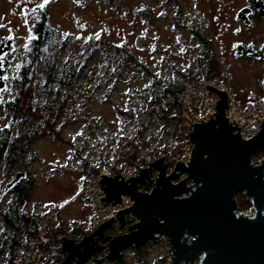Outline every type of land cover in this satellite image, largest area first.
Instances as JSON below:
<instances>
[{"label": "rangeland", "instance_id": "obj_1", "mask_svg": "<svg viewBox=\"0 0 264 264\" xmlns=\"http://www.w3.org/2000/svg\"><path fill=\"white\" fill-rule=\"evenodd\" d=\"M181 1L180 23L184 22L186 30L188 26L195 28L209 22L201 38L208 39L209 48L214 51L216 62L212 73H206L205 63L198 61L207 50L201 44V40L197 39L200 37H193L194 39L189 41L193 50L188 51L185 44L191 37L186 30L178 33L172 19L157 17V12L164 8L172 12L177 0L168 2L157 0L155 3L147 4L156 15L147 18V21L140 13L146 4L145 0H124L123 3L116 5L108 0H83V4H76L74 0H49L43 8L39 5L43 4L44 0H0V33L8 32L13 22L20 25L22 62L18 61L16 64L22 66L26 63L25 49L34 33L32 29L37 20L45 17L44 23L54 32L44 52L49 47L53 48L49 52L54 53L51 57L57 64L58 80L57 83H46L44 77L39 76L30 84L29 104L35 118V124H31V129L35 127L38 135L27 145L25 154L21 155L19 160L30 184L26 202L30 216L27 224L24 219L15 217L20 229L13 244L30 238L29 231H33L36 236V224L33 227L34 216L38 211L36 204H44L40 214L43 218L49 214V210H58L57 217H50L47 221L44 236L45 242H50L36 264H57L63 258L64 253L59 249L62 235L78 239L82 237V233L85 235L96 228L80 230L86 219L81 209L89 213V207L82 202L81 195L75 197L83 177L96 173L103 164L96 161L92 154L83 156L85 145H75L74 142V135L87 124L91 126L93 118L103 124L100 126L101 129L106 126L110 136L103 140L98 134L99 131L94 128L90 130L91 134L87 141L104 143L105 146H113L114 140L118 146H123L127 142L131 144L128 147L123 146L124 153L115 171L127 178L134 175L137 168L142 166L144 159L146 160V155L143 156L142 150L137 148L138 143L145 148V152L151 158L149 162L163 155L167 171L171 170L177 161L189 159L191 143L188 133L194 122L204 120L203 118L199 120L195 109L200 95H191L192 97L187 99L189 109H183L180 105V108L167 106L163 112H158L153 108L157 103L151 105L147 101L151 96L164 92L166 87L176 83L179 84L176 89L180 86L178 91H181L182 78L189 77L194 81L200 76L215 73L226 82L225 85L234 93L240 104L264 98V62L236 59L229 48L231 40L237 37L235 26L230 27L229 32L219 34L212 18L209 16L206 19V15L203 14V11L208 9V0ZM16 4L18 8L12 14L10 10ZM229 22L232 20L229 19ZM61 41H65L66 45L63 50H58ZM114 44L124 47L125 52L130 53V58L123 61L111 57L108 59L109 62H106L107 59L100 50ZM85 47H92L94 51L90 54L89 50L84 53ZM78 61L80 65L85 64L82 76L71 83L66 78L59 82L60 72L64 69L67 74ZM105 63L109 68L107 72H104ZM13 91L14 84L11 79L5 89L7 101H11ZM63 96L64 101L60 99ZM215 97L218 98L215 100ZM215 97L213 100L217 102L219 95ZM84 103L90 106L87 113L83 110ZM134 104L137 105L138 111L133 120L138 124L133 130L136 128L138 130L132 138H128L124 135V129L132 119L126 115ZM119 108L125 112H120ZM4 109V106L0 109V123L10 126V115ZM164 112L167 115L165 118ZM141 123L142 125L138 126ZM107 157V151L102 148L100 159L105 160ZM263 159L264 152H258L252 157L255 164ZM10 171L5 172V178L10 175ZM1 176L3 175L0 174V178ZM150 176L152 178L157 176V172H152ZM181 177L183 175L175 180ZM149 183L153 185L152 182ZM8 192L0 202V211H5L12 200L13 195H9ZM236 200L240 211L252 213L248 198L238 194ZM134 222L135 219L132 218L127 222L130 224L121 227L116 221L107 228V232L115 235L125 233ZM2 229L0 222V244L5 238ZM9 233L8 236L11 237L13 232L10 230ZM108 252V247L105 246L89 261L80 264H110V259L106 257ZM8 253V247L4 246L0 254V264H5L4 259ZM119 257L122 264H165L171 260L169 246L162 236L148 241L138 250L132 246L127 247Z\"/></svg>", "mask_w": 264, "mask_h": 264}, {"label": "water", "instance_id": "obj_2", "mask_svg": "<svg viewBox=\"0 0 264 264\" xmlns=\"http://www.w3.org/2000/svg\"><path fill=\"white\" fill-rule=\"evenodd\" d=\"M240 11L246 14V9ZM13 48L8 39H1L0 106L12 60L3 54ZM241 54L264 61V53L257 54L251 46L238 44L237 55ZM208 88L219 95L216 111L208 120L192 124L188 133L191 151L186 162L177 161L166 174L167 164L160 155L127 178L104 174L99 180L105 195L102 200L120 202L121 194H126L133 201L116 213L119 225H125V216L131 218L129 213L137 221L125 233L104 236L103 241L109 239L104 245L91 239L102 236L114 217L78 240L61 236L64 256L58 264H80L105 246L109 251L106 257L114 259L127 247L138 250L158 236L164 237L171 253V260L165 264H264V159L252 162L254 154L264 152V121L254 136L243 139L238 125L230 124L231 117L225 116V92ZM154 171L157 176L150 178ZM180 175L183 177L175 180ZM27 178L26 171H16L2 186L0 202L16 183ZM146 179L153 183L149 191L139 187ZM238 194L249 199L251 214L238 209ZM23 206L21 200L19 210Z\"/></svg>", "mask_w": 264, "mask_h": 264}, {"label": "built area", "instance_id": "obj_3", "mask_svg": "<svg viewBox=\"0 0 264 264\" xmlns=\"http://www.w3.org/2000/svg\"><path fill=\"white\" fill-rule=\"evenodd\" d=\"M181 83L183 87L181 91H175L173 93H167L164 96H161L157 104L152 103L155 104L153 105V108L159 112L165 110L164 108H166L167 106H171L174 103L178 102L183 109H189L187 99H189L191 95H200V98L196 102L197 106H195V109L199 115V120L200 118L208 120L212 115H214L216 110V102H214L213 97H215L217 93L208 88V86H212L216 90H223L225 92L226 100L228 103V106L225 109V116L231 117V119L228 120L230 124L236 123V125H238V127L240 128L239 134L243 139H249L250 137L254 136L260 129V125L264 121V98L240 104L235 99L234 93L227 87V85H225L226 82L222 81L220 77L215 73L209 76H200L194 81L191 80L189 77H184L181 79ZM216 98L218 97H215V100ZM93 119L92 121L89 120L92 123L91 126L90 124H87L81 129L79 133H76L74 135L75 145H85V148L83 149L82 153L84 154L83 156H91L92 154L96 158V161H99V163H103L101 164V169L98 170L96 173L88 174L83 177L81 184L75 194V197L81 195L82 202L89 207V213L86 216L84 223L80 227L81 231H87L91 228H95L100 223L111 217L115 218L114 222L118 221L116 213L120 209L129 206L133 202L130 197L126 194H121L120 202H106L105 200H102L105 195L101 188L99 180L104 174L119 173H115V171L116 168L119 167V161L124 153L123 146L128 147L131 144L127 142L123 146H118L117 141L114 140L113 146H105L104 143L87 141L88 137L91 134L89 133L90 130H93L94 128L99 131L98 134L102 136L101 139L104 140L110 136V133L106 126L104 125L103 129H101L100 126L103 124H101L100 121ZM131 119L132 120L126 124L124 129V135L128 138H132L138 130L137 128L133 130L135 125H137L138 123L136 120H133V118ZM141 125L142 123L138 126ZM235 130L238 131V128H235ZM137 146L138 149L142 150L143 156L144 154L146 155V160L144 159V162L142 163V166L146 167L148 166V162L151 158L148 157L144 147H142L139 143L137 144ZM102 148L107 151L108 157L105 160L100 159V153L102 151ZM82 158L84 157H80V159ZM140 167L137 168L134 174L138 172ZM170 171L171 170L167 171L166 169V174H168ZM151 176L150 178H152ZM143 181H146L148 183L152 182L150 179H146ZM149 184L151 188L153 185H151V183ZM150 188L148 190H142L149 191ZM36 205V209L38 210L36 211V215L34 216V225L36 224L35 231L37 232L36 236L35 238L14 244L10 260L7 264H30L31 262H37L40 258V244L45 243L46 241L44 231L47 226V221L50 217L56 218V212L58 210H49V214L45 218H43L40 214L42 213L41 211L44 209V204ZM129 215L131 216V218L129 216H125V224H130L127 222L130 221L132 218L135 219V222L137 221V219L132 214L129 213ZM74 239L78 240L79 238L77 239L76 237Z\"/></svg>", "mask_w": 264, "mask_h": 264}, {"label": "flooded vegetation", "instance_id": "obj_4", "mask_svg": "<svg viewBox=\"0 0 264 264\" xmlns=\"http://www.w3.org/2000/svg\"><path fill=\"white\" fill-rule=\"evenodd\" d=\"M76 4H83V0H74ZM146 4L142 7L141 11L148 10L150 14H152V17L156 16L154 15V12L152 11L151 7L147 4L150 2H156L157 0H145ZM163 1V0H162ZM168 2V0H166ZM207 3L209 4L208 9L203 11L204 16L209 18H212V22H214L215 27H217L216 30H219V34H225L226 32L230 31V27L235 26L234 30L237 32V37L232 39L230 42V50L233 52V56L236 59H240L242 61L250 62V61H256V62H264L263 60H258L255 57L248 56L247 54H241L237 55V45L242 44L243 46H251L252 49L257 53L261 54L264 53V0H208ZM157 4V3H156ZM181 0H177V3L175 5V8L172 9V12L164 10L157 12V17L159 18H170L173 20V22L176 25L175 30L178 33L183 32L186 30V27L183 26V23H180V9H181ZM261 7V8H260ZM18 8V4L15 5L13 9L10 10L12 14L16 12ZM163 8V5H162ZM246 9V14H242L240 10ZM140 11V12H141ZM243 15V16H242ZM247 15V16H246ZM241 16V18H240ZM244 17V19L242 18ZM150 18V17H149ZM147 21V18H144ZM229 19L232 20V22H229ZM247 21V22H246ZM209 22H207L208 24ZM207 24H201L198 27L192 28L191 26H188L187 30L185 32L190 35L191 39L186 40V46L188 47V51L193 50V47H190V42L195 37L197 38L196 32L199 33V37L201 38L203 33L206 32ZM19 28L20 25L18 22L11 23L10 29L6 33H0V41L2 38L5 40H9V47L13 46L14 48L11 51H6L3 54V57L6 58L7 56H11V64L8 68V76L6 78V87L3 90V100L2 105L0 106V109L3 108L4 104L7 103V100L5 98V89L7 88L8 83L11 79L18 78L20 76V70L21 65L19 63L16 64V62L21 61V43L19 40ZM198 28V30H196ZM233 30V29H231ZM194 37V38H193ZM10 38V39H9ZM197 38L201 40V44L205 47V49L209 48V40L203 39V38ZM153 41V40H152ZM156 41V39H155ZM205 41V42H204ZM26 50V49H25ZM208 50V49H207ZM206 50V51H207ZM205 52V51H204ZM202 53V55L204 54ZM25 58V59H24ZM24 62H27V58L24 55ZM202 58V57H201ZM22 62V61H21ZM3 63H5V60H3ZM15 126L11 130L10 127L6 125H1L0 123V174L1 176L0 180V191L2 186L10 181L12 177L14 176V173L20 169V145H19V139H18V124L19 119L16 118L15 120ZM13 131V132H12ZM11 169V171H10ZM10 175L5 178V172H9ZM18 182L15 184L13 188L9 190V195H13L16 199V212L19 217H24L25 219H28L30 216L27 209H26V202H27V193H23L22 196H20L19 190L17 191V188L19 184ZM21 200H24V206L22 209L19 210L18 206ZM11 222L13 224H16L15 217L11 218ZM94 230V229H93ZM108 229H106L102 236L95 235L91 242H98L107 244L108 240L103 241V237L106 235L112 234L107 232ZM92 231V230H91ZM90 231V232H91ZM80 239V238H79ZM92 258V257H91ZM91 258H89L86 261H89ZM120 257H115L114 259H110V264H120L119 263ZM85 262V261H83ZM81 262V263H83ZM70 264H77L76 261H72Z\"/></svg>", "mask_w": 264, "mask_h": 264}, {"label": "trees", "instance_id": "obj_5", "mask_svg": "<svg viewBox=\"0 0 264 264\" xmlns=\"http://www.w3.org/2000/svg\"><path fill=\"white\" fill-rule=\"evenodd\" d=\"M108 1L110 3H112L113 5H116L119 3H123L124 0H108ZM140 13L143 15V17L153 18L152 14H150V12L148 10H143ZM44 22H45V17L42 16L40 18V20H37L36 23L34 24V27L32 29L34 31V33L31 36V38L29 40V44L25 50V56L28 59L27 60L28 63L26 62L25 64H23L21 66L20 76L13 80L14 91H13V94L11 97V101H7V103L4 104L5 112H8V114L10 115V121H9L10 126L9 127L11 130L15 126L14 122H15L16 118L19 119L18 139H19V145H20V156L25 154V148L27 147V145L33 139H35L38 135V130H35V127H33V129H31V124H35L34 123L35 118L33 117L34 116L33 111L31 110L30 104H29L30 92H31L30 84H31L32 80L34 81V79H36V77H39V76H43L46 83L47 82L57 83V80H58L56 77V73L58 72L56 70L57 64L54 61V59L51 57L52 55H54V53L49 52L53 48L51 49L49 47L48 50L44 52V48L48 46L47 43L49 42V39L53 38L51 36L54 34V32H53V30H51L49 25H46ZM196 35L199 36L200 34L196 32ZM65 45H66L65 41H61V44L58 45V50H63L65 48ZM84 49H85L84 53H86L88 50H89V54L92 51H94L93 50L94 48H92V47H88V48L85 47ZM207 49L208 50L205 51L204 54L202 55V58H198V61L205 63L206 73H212L215 69V62H216L214 60V51L210 48H207ZM125 51H126V49L124 47H122L120 44L119 45L114 44L113 46H109V47L106 46L102 50H100V52L102 53L104 58L107 59L106 62H109L108 59L111 57L115 60L118 58L123 60V61L127 60L128 58H130V53L125 52ZM86 59H88V57ZM104 65H105L104 72H107L109 70V68L107 67L108 64L105 63ZM84 66H85V64L80 65V63L78 61V62H76V65L72 68V70L68 71L67 74H65V71L63 69L62 72H60L61 76L59 77V82L60 81L62 82V80L64 78H66L68 81H70V83L73 82L74 80H76V78L79 79L82 76V74L84 73L83 72ZM81 72H82V74H81ZM186 73H191V72H186ZM180 84H181V80H180ZM175 85L166 87L164 89L165 93L162 92L163 94L161 93L159 95L151 96L148 99L147 103L148 104L157 103V102H159V99L161 96H164L167 93H173L175 91H178L180 89V86L178 89H176V87H178L179 84L175 83ZM58 96L60 97L62 95H58ZM60 99H62V101L65 100L64 96L61 97ZM171 106H172V108H174V107L180 108L178 102L174 103ZM89 107L90 106L88 103H84L83 110L85 113L88 112ZM119 110L122 113L125 112L121 108H119ZM137 111H138L137 105L134 104L133 106H131L128 109V112L130 114L128 113L126 116H128L129 119H131V118H133V116H136ZM175 111H176V113H179L178 110H175ZM163 117L164 118L167 117L166 112L163 113ZM132 157L134 158V156H132ZM20 169L24 170L23 166H21V164H20ZM29 185L30 184H29L28 178L21 181V183L19 184V186L17 188V191L18 190H19V192L21 191L20 196H22L23 193H25V192L27 194H29V192H30ZM139 187L141 189L148 190L150 188V184L146 181H142L139 184ZM15 208H16V199L14 197H12V200L7 205V209L5 211H0V222H1V225L3 227L2 234L5 235V238L2 241L3 245L0 244V254L2 253V249L4 246H7L8 250H9V253L7 254L6 258L4 259L5 264H7L8 261L10 260L13 245L16 243H19V242H16L13 244V242H15L16 235L18 234L19 229H20L17 226V223L13 224L11 222V218H13V217L19 218L17 212H15V210H16ZM20 218L24 219L25 223L27 224V219H25L24 217H20ZM33 227H34V222H33ZM10 230L13 232L11 237L8 236L10 234L9 233ZM29 234L30 235L28 237H30V238L25 239V241L28 239L35 238L33 231H29ZM83 234L84 233H82L81 236H83ZM49 242H45V243L40 244L41 255H42L43 251H45V249L48 248L47 246L49 245ZM41 255H40V257H41ZM36 263L37 262H31L30 264H36ZM119 263L122 264L121 258L119 259Z\"/></svg>", "mask_w": 264, "mask_h": 264}, {"label": "snow or ice", "instance_id": "obj_6", "mask_svg": "<svg viewBox=\"0 0 264 264\" xmlns=\"http://www.w3.org/2000/svg\"><path fill=\"white\" fill-rule=\"evenodd\" d=\"M49 2V0H44V3L43 4H40L39 7L40 8H43L45 6V4H47ZM10 39V38H9Z\"/></svg>", "mask_w": 264, "mask_h": 264}, {"label": "crops", "instance_id": "obj_7", "mask_svg": "<svg viewBox=\"0 0 264 264\" xmlns=\"http://www.w3.org/2000/svg\"><path fill=\"white\" fill-rule=\"evenodd\" d=\"M79 185H80V184H79ZM79 185H78V186H79ZM53 201H54V200H53ZM51 203H52V202H51ZM53 204H54V203H53ZM81 210L83 211V214L87 216L88 212H87L86 210H84V209H81Z\"/></svg>", "mask_w": 264, "mask_h": 264}]
</instances>
